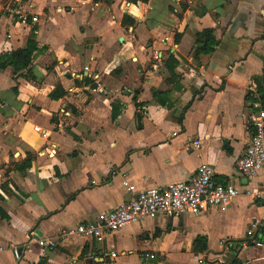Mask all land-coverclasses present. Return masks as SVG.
Instances as JSON below:
<instances>
[{
    "label": "crops",
    "instance_id": "obj_1",
    "mask_svg": "<svg viewBox=\"0 0 264 264\" xmlns=\"http://www.w3.org/2000/svg\"><path fill=\"white\" fill-rule=\"evenodd\" d=\"M30 44L29 69L0 68V264H264L261 179L237 169L264 110V0H0V67ZM200 165L238 195L74 232Z\"/></svg>",
    "mask_w": 264,
    "mask_h": 264
},
{
    "label": "built area",
    "instance_id": "obj_2",
    "mask_svg": "<svg viewBox=\"0 0 264 264\" xmlns=\"http://www.w3.org/2000/svg\"><path fill=\"white\" fill-rule=\"evenodd\" d=\"M15 14L18 21L23 24L27 22V16L23 13ZM250 123L254 135L239 160L237 169L239 174L247 179H261L256 196L264 204V110L260 109L251 116ZM212 175L211 167L200 165L188 181L148 189L107 212L98 223L76 225L74 232L86 238L100 240L104 234L118 232L146 218L163 215L176 219L185 213L197 215L205 207L222 206L238 195L233 186L215 183ZM12 254L19 260L15 250H12Z\"/></svg>",
    "mask_w": 264,
    "mask_h": 264
},
{
    "label": "trees",
    "instance_id": "obj_3",
    "mask_svg": "<svg viewBox=\"0 0 264 264\" xmlns=\"http://www.w3.org/2000/svg\"><path fill=\"white\" fill-rule=\"evenodd\" d=\"M133 1V0H129ZM142 4H145L148 2V0H140ZM122 24L126 26H133L134 21L130 19L127 16H124L122 18ZM197 40L200 41L202 44L201 49L199 50V53L203 54H210L213 51L214 46H216V41L212 35L211 31H204L197 35ZM35 51L34 47H30L27 50H18L16 52H13L11 54L10 59L8 62L4 65H2L0 68H4L6 66L11 67L14 71H20V70H26L29 69V66L32 64V52ZM259 94V102L264 109V89L258 90Z\"/></svg>",
    "mask_w": 264,
    "mask_h": 264
}]
</instances>
